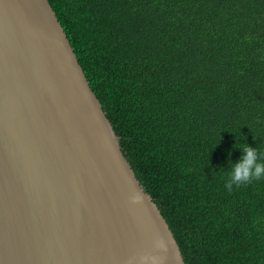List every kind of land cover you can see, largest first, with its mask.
<instances>
[{"label":"trees","instance_id":"trees-1","mask_svg":"<svg viewBox=\"0 0 264 264\" xmlns=\"http://www.w3.org/2000/svg\"><path fill=\"white\" fill-rule=\"evenodd\" d=\"M186 264H264V0H49Z\"/></svg>","mask_w":264,"mask_h":264},{"label":"water","instance_id":"water-1","mask_svg":"<svg viewBox=\"0 0 264 264\" xmlns=\"http://www.w3.org/2000/svg\"><path fill=\"white\" fill-rule=\"evenodd\" d=\"M0 264H186L49 0H0Z\"/></svg>","mask_w":264,"mask_h":264},{"label":"clouds","instance_id":"clouds-1","mask_svg":"<svg viewBox=\"0 0 264 264\" xmlns=\"http://www.w3.org/2000/svg\"><path fill=\"white\" fill-rule=\"evenodd\" d=\"M236 146L242 150V156L226 170L225 187L229 190L232 189L233 185L238 186L253 179L264 178V159L261 158L258 149L248 144H237ZM139 198L138 194L131 196L133 202L138 201Z\"/></svg>","mask_w":264,"mask_h":264}]
</instances>
